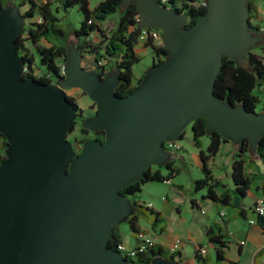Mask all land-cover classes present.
Masks as SVG:
<instances>
[{
    "label": "water",
    "instance_id": "obj_1",
    "mask_svg": "<svg viewBox=\"0 0 264 264\" xmlns=\"http://www.w3.org/2000/svg\"><path fill=\"white\" fill-rule=\"evenodd\" d=\"M206 13L187 17L156 0H122L136 7L140 28L161 31L168 53L151 65L135 90L117 96V73L86 70L77 49L67 47L63 77L55 83L23 79L16 39L22 18L0 5V134L7 141L0 163V264H132L108 246L110 234L132 214L120 190L151 166L171 159L166 142L196 118L254 155L264 137V113L231 105L213 93L228 58L240 67L264 44L248 22L247 0H205ZM79 89L96 105L82 128L103 131L78 154L67 140L80 110L66 91ZM149 264H174L160 256ZM185 264V263H182Z\"/></svg>",
    "mask_w": 264,
    "mask_h": 264
},
{
    "label": "trees",
    "instance_id": "obj_2",
    "mask_svg": "<svg viewBox=\"0 0 264 264\" xmlns=\"http://www.w3.org/2000/svg\"><path fill=\"white\" fill-rule=\"evenodd\" d=\"M55 1L59 10L55 8L53 11L50 3L38 5L35 0H0L2 7L15 6L22 18L21 34L16 39L17 54L24 69L22 78L47 84L53 83V79L63 77L60 66L65 64L67 60L66 41L69 34L62 27L56 14L60 11L67 13L69 9L77 7V11L81 15V21L79 26L72 31L75 42L74 47L82 58L84 54L93 55L95 63L99 65L102 77L111 72L117 73L118 83L113 91L115 95L123 97L131 94L146 74L145 71L142 78L138 79L136 84L133 83L132 68L140 61V56L135 51L141 33L140 23L135 20V16L138 15L136 7L130 4L123 9L121 7L122 0H99L93 8L90 7V0ZM156 1L163 7L186 15L188 23L185 24V27L196 23L206 13L205 0ZM261 2L264 3V0H247L248 22L254 33H258L259 27L264 25V16L261 17L258 13V4ZM116 12L119 13V16L115 28L111 32L105 33L102 29L103 23ZM93 35L99 39L98 42H93ZM27 45L30 47H27ZM143 46L152 55L151 65L162 63L168 53L162 42H154L150 38L144 42ZM246 59L247 65L245 67L238 66L231 59H222L221 69L214 81L213 93L228 104L233 106L240 104L247 111L256 112L259 97L254 95L253 92L255 89L260 90L264 85V58L260 53L251 51L247 54ZM37 67L44 70V74L40 77L34 74ZM67 98L77 110L81 111L74 98L68 95ZM261 112L264 113V101ZM79 116L80 114L76 116V119ZM76 119L68 135L73 132ZM187 128L190 130L191 140L196 148H201V138L208 139L207 147L204 150L200 149L198 152L203 177L194 182L195 190H205L203 196L205 199L216 204L229 206L230 198L228 196L219 198L216 195L214 189L220 184L213 178L208 166L209 162L218 153L221 143L228 140L215 131L207 134L205 119L196 118L181 131L178 141L184 139ZM81 132L84 135L90 133L84 128H81ZM94 134L104 140L103 131H96ZM87 141L89 140H83V144ZM7 147V141L0 134V163L5 159V149ZM248 148L249 141L246 139L237 145V153L231 166L234 192L240 197L245 196L253 181V178L246 175L244 171L245 161L243 157L248 154ZM78 153L76 152V154ZM254 156L264 166V137L258 140ZM162 169L166 171L165 174L162 173ZM175 172L176 170L169 161L164 166H151L144 170L137 180L120 190V194L129 198L133 208L132 214L125 221L133 235L141 232L138 225L140 220L150 219L151 226L154 228L162 222V216L157 211L138 204L132 198L141 192L145 184L170 180ZM253 209L255 212L254 206ZM206 237L209 245L214 247L216 260H223V250L226 248V242L220 227L218 225L210 227L206 232ZM119 243H121L119 226H115L110 234L108 246L116 251V246ZM199 250L196 257L201 259L204 256L199 255ZM157 256L174 264H182L180 254L170 253L168 249L155 244L147 248L145 252L138 254L134 259H125L132 264H149Z\"/></svg>",
    "mask_w": 264,
    "mask_h": 264
},
{
    "label": "crops",
    "instance_id": "obj_3",
    "mask_svg": "<svg viewBox=\"0 0 264 264\" xmlns=\"http://www.w3.org/2000/svg\"><path fill=\"white\" fill-rule=\"evenodd\" d=\"M258 13L261 17L264 16L263 2L258 4ZM188 131L190 132L189 129ZM186 135L187 131L184 138L190 147L185 148L176 142L179 150L170 151L169 162L176 170L173 178L161 183H147L132 198L162 216V222L154 228L150 219L140 220V231L151 237L155 245L164 248L179 240L180 246L176 253L180 254L182 263L185 264H264V222L253 209L255 200L264 198V181L259 178L261 161L254 155L246 154L243 157L245 174L251 176L253 181L245 196L240 197L234 192L231 179V166L237 153V145L231 141L222 142L208 166L213 178L220 184L214 189L216 195L219 198L228 196L230 205L216 204L203 197L205 190L196 191L194 187V182L203 177L198 152L207 147L208 139L205 138L203 142L201 140V148L198 149L193 145L191 134ZM182 171L189 173L187 179L180 180ZM162 173L165 174L166 171L162 169ZM213 225L220 227L226 242L224 259L221 261L216 260L214 247L209 245L206 237L207 230ZM127 234L125 236L121 232L119 225L120 242L128 247H136L139 243L136 235L129 228ZM204 247L206 254L199 259L196 253Z\"/></svg>",
    "mask_w": 264,
    "mask_h": 264
},
{
    "label": "rangeland",
    "instance_id": "obj_4",
    "mask_svg": "<svg viewBox=\"0 0 264 264\" xmlns=\"http://www.w3.org/2000/svg\"><path fill=\"white\" fill-rule=\"evenodd\" d=\"M35 1L37 2L38 5L50 3L53 11L55 10V8H57L59 10L58 4L56 3L55 0H35ZM98 1L99 0H90V7L93 8L98 3ZM22 11H23V9H22ZM56 16L60 19V23H61L62 27L64 28V30L69 34L68 39L66 41V46L67 47L72 46L74 48L75 42H74V38L72 35V31L79 26V22L81 21V15L77 11V7L69 9L67 13L60 11L59 13L56 14ZM118 16H119V13L116 12L115 14L110 15L108 17L107 21H105L103 23L102 29L104 30L105 33H109L115 28L117 20H118ZM261 37H262L263 42H264V35ZM92 38H93L92 39L93 42H98V40H99L95 37V35H93ZM27 47H30V46L27 45ZM263 47H264V44H262L258 48L253 49L252 51L260 53L264 58ZM136 51H137L138 55H140V61L137 64H135L132 68L133 83L134 84L137 83L138 79L142 78L143 73L145 71H147V69L151 66V63H152V55L148 49L144 48L142 43H139L137 45ZM35 57L37 58L36 55H35ZM81 65L86 70H98L99 71V65L95 63L92 54H84L83 58H82ZM35 69L36 70H35L34 74L36 76L40 77L44 74L43 68L37 67ZM253 93H254V95H257L259 97V103L256 105V109H255L256 113H259V112H261L263 101H264L263 100L264 85L261 87L260 90L255 89ZM66 94L68 96L74 98L76 100V103L78 104L79 108L81 109L80 116L76 119V124L74 126L73 132L67 136V140L72 144L74 151L79 152L81 146L83 145V140H95L94 139L95 136L93 134H88V135L82 134V132H81V128H82L81 121L83 119L92 117L95 114L96 105L91 101V99L84 92H82L79 89L67 90ZM186 131H187L186 136H189L190 132L188 131V128L186 129ZM201 140L203 142V140H205V137L201 138ZM177 142H179L185 148H186V146H189L187 144V142L185 141V138L180 140V141H177ZM186 159H187V157H186ZM259 166L261 168V175L259 176V178H261L262 181H264V166L261 164V162H260ZM180 174H181V175H179L180 177L178 176L179 178H181L180 180H183L184 178L187 179L189 176V173L186 171H182V172H180ZM177 183H179V182H177ZM163 195H164V197L166 196V194H163ZM120 230L123 234H125V236H128V234H127L128 233V225L125 222L120 224Z\"/></svg>",
    "mask_w": 264,
    "mask_h": 264
},
{
    "label": "built area",
    "instance_id": "obj_5",
    "mask_svg": "<svg viewBox=\"0 0 264 264\" xmlns=\"http://www.w3.org/2000/svg\"><path fill=\"white\" fill-rule=\"evenodd\" d=\"M204 5H206V2ZM135 20L136 22L141 23V18L139 14L135 16ZM258 33H264V25L259 27ZM148 38H150L154 42H161V31L154 29V28H150V29L141 28V33L139 36V43L144 44V42L148 40ZM60 72H61V75H64L65 64L60 66ZM97 139L103 141L102 137L100 138L98 137ZM164 148L166 149V151H169V152L179 150V146L176 144V142H166L164 143ZM254 207H255L256 215L259 218H261L264 222V198L263 197L257 198L255 200ZM250 223L252 224L253 221H250ZM136 238L139 241L136 247H128L123 243H119L116 246V251L119 254H121L124 258L134 259L138 254L145 252L147 248L151 247L154 244L153 239L147 236V234H145L144 232H139L136 235ZM179 246H180V241L176 240L173 244L166 247V249H168L170 253H175L179 249ZM206 251L207 250L205 247L201 248L199 250V255L205 256Z\"/></svg>",
    "mask_w": 264,
    "mask_h": 264
},
{
    "label": "flooded vegetation",
    "instance_id": "obj_6",
    "mask_svg": "<svg viewBox=\"0 0 264 264\" xmlns=\"http://www.w3.org/2000/svg\"><path fill=\"white\" fill-rule=\"evenodd\" d=\"M188 23V20L186 21V24ZM104 77V76H103ZM56 81V80H55ZM54 79L52 80L53 83H55ZM89 134H93L95 137L94 139H97L98 136H96V134H94V132H90Z\"/></svg>",
    "mask_w": 264,
    "mask_h": 264
}]
</instances>
